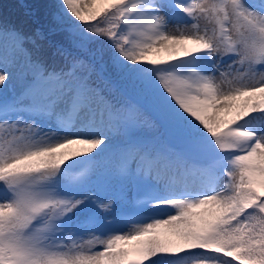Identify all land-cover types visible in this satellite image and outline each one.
Masks as SVG:
<instances>
[{
	"label": "snow or ice",
	"instance_id": "6c2138e0",
	"mask_svg": "<svg viewBox=\"0 0 264 264\" xmlns=\"http://www.w3.org/2000/svg\"><path fill=\"white\" fill-rule=\"evenodd\" d=\"M55 8L0 15V264H264V0Z\"/></svg>",
	"mask_w": 264,
	"mask_h": 264
},
{
	"label": "trees",
	"instance_id": "16d2710c",
	"mask_svg": "<svg viewBox=\"0 0 264 264\" xmlns=\"http://www.w3.org/2000/svg\"><path fill=\"white\" fill-rule=\"evenodd\" d=\"M58 0H0V15L12 22H26L30 26L40 27L53 44L68 47L67 34L59 30L60 24L54 18ZM55 29V31H50ZM45 41V48H47ZM156 130L145 131L147 139L156 135Z\"/></svg>",
	"mask_w": 264,
	"mask_h": 264
},
{
	"label": "rangeland",
	"instance_id": "374dc122",
	"mask_svg": "<svg viewBox=\"0 0 264 264\" xmlns=\"http://www.w3.org/2000/svg\"><path fill=\"white\" fill-rule=\"evenodd\" d=\"M20 85L18 81L16 80H9L5 83V85L0 86V98H3L4 96L11 98L13 95H18L20 92ZM119 207V204L116 205ZM172 214V213H170ZM108 219H111V215H108ZM129 227H132V225H129Z\"/></svg>",
	"mask_w": 264,
	"mask_h": 264
}]
</instances>
